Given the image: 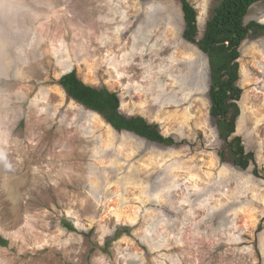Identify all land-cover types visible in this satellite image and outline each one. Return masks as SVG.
I'll return each instance as SVG.
<instances>
[{
    "label": "rangeland",
    "instance_id": "obj_1",
    "mask_svg": "<svg viewBox=\"0 0 264 264\" xmlns=\"http://www.w3.org/2000/svg\"><path fill=\"white\" fill-rule=\"evenodd\" d=\"M187 1L200 34L215 0ZM183 28L179 0H0V264H264V36L237 59L241 169L219 159L207 57ZM71 70L176 146L69 100Z\"/></svg>",
    "mask_w": 264,
    "mask_h": 264
},
{
    "label": "trees",
    "instance_id": "obj_2",
    "mask_svg": "<svg viewBox=\"0 0 264 264\" xmlns=\"http://www.w3.org/2000/svg\"><path fill=\"white\" fill-rule=\"evenodd\" d=\"M258 1L261 0H215L208 10L199 34L196 10L187 0H179L184 21L183 37L196 44L207 57L210 70L207 93L210 102L209 112L223 147L219 152V159L229 158L226 161L241 169H246L254 158L252 153L245 151L241 137L233 135L240 113L237 102L242 93L237 84L239 78L237 59L243 40L264 36L263 24L256 21L245 24L250 7ZM57 84L69 100H74L100 115L115 131L130 133L162 147L176 146L177 143L171 136L161 134L157 124L149 123L141 116H124L118 110L120 98L116 92L84 83L75 70L63 74ZM253 174L258 175L256 168ZM122 232L128 233V227H117L108 241H114ZM7 245L8 240L0 234V247Z\"/></svg>",
    "mask_w": 264,
    "mask_h": 264
}]
</instances>
